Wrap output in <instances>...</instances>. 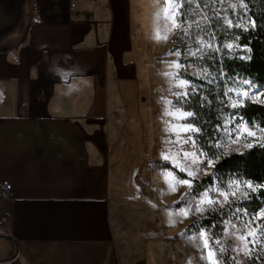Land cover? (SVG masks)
<instances>
[{"label":"crops","instance_id":"0c3cea01","mask_svg":"<svg viewBox=\"0 0 264 264\" xmlns=\"http://www.w3.org/2000/svg\"><path fill=\"white\" fill-rule=\"evenodd\" d=\"M75 1L0 0V264H149L133 1Z\"/></svg>","mask_w":264,"mask_h":264},{"label":"trees","instance_id":"16d2710c","mask_svg":"<svg viewBox=\"0 0 264 264\" xmlns=\"http://www.w3.org/2000/svg\"><path fill=\"white\" fill-rule=\"evenodd\" d=\"M176 18L182 27L171 35L172 48L180 52L179 75L188 81L181 106L194 113L186 121L200 129L194 133L196 146L213 159L212 171L194 178L192 191L198 193L213 182L232 188L234 180L243 191L188 222L181 233L206 229L218 235L227 219L251 217L264 202V139L245 137L232 143L234 135H229L241 121L264 128V102L241 98L238 92L245 80L264 86V0H192ZM247 181L255 192L244 186ZM249 262L264 264V239Z\"/></svg>","mask_w":264,"mask_h":264},{"label":"rangeland","instance_id":"374dc122","mask_svg":"<svg viewBox=\"0 0 264 264\" xmlns=\"http://www.w3.org/2000/svg\"><path fill=\"white\" fill-rule=\"evenodd\" d=\"M133 1V28L135 40L138 48V58L140 60V111L145 149L140 161L138 170V180L143 188L141 194L142 204L138 208V217L131 221L140 225V232L144 238L146 252H149V264H209L206 257L208 250L203 248V239L200 232L207 233L210 248L215 252L213 259L216 264H250L249 257L255 246L264 239V219H257L264 214V202L261 207L250 217L239 219H227L221 232L213 234L206 229H200L191 233L182 234L181 230L191 220L204 215L207 211L226 205L227 202L217 193H209L213 200L218 199L219 203L211 207L203 205V212H196L195 208L201 199L197 193L191 192L187 197V202L182 201L181 197L189 192L187 185L176 184V190L172 191L170 184L165 176L168 172H173L176 180L188 179L186 173L180 172L170 161L162 159L164 155H177L185 167H190L192 171L197 172L198 178L212 171L213 159L195 144L177 142V138L195 140L193 132H181V127L192 125L182 116L188 113L181 106V100L178 95L187 93L188 81L179 75L182 67L180 62V52L173 49L171 35L175 29H172V21L161 19L162 10L168 7V0H132ZM179 5V1L175 0ZM229 5L234 7V2ZM176 9L173 8L172 11ZM177 19V18H176ZM231 21L230 18H227ZM169 29H172L169 31ZM157 34L166 36V39H157ZM178 63L180 68L173 65ZM186 84L181 87L180 82ZM245 86L238 88L241 98H251L264 102V86L257 83H251L245 80ZM247 93V95H245ZM169 113H174L170 115ZM241 121L237 125L243 126ZM236 125V126H237ZM175 127L176 131H169ZM250 130L256 131L259 127L247 123ZM230 130V129H228ZM246 136H242L239 142H242ZM235 139V136L232 137ZM195 153L199 158L198 162L193 164L192 159H184L183 153ZM209 161V163H205ZM170 163V166L165 165ZM193 183V180H192ZM218 186L221 191L229 193V201L234 196L242 194V188L236 187L224 189L213 182L199 193L207 191L210 187ZM191 209L187 216L180 215L183 211ZM131 224V225H132ZM129 226V231H132ZM255 230V236H247V242L238 239L240 236H246L247 233ZM131 233V232H130ZM137 234V233H136ZM192 237H198L193 240ZM131 242V237H129ZM215 241H219L216 244ZM254 241V242H253ZM247 247L245 248V245ZM200 245V247H197ZM224 251L220 252L219 249Z\"/></svg>","mask_w":264,"mask_h":264},{"label":"snow or ice","instance_id":"6c2138e0","mask_svg":"<svg viewBox=\"0 0 264 264\" xmlns=\"http://www.w3.org/2000/svg\"><path fill=\"white\" fill-rule=\"evenodd\" d=\"M163 2V0H162ZM184 3H187L189 5H191L192 3V0H182V3L180 5H177L175 3V0H168V7L164 8L162 10V16H161V19L163 20H171L172 21V29H179L181 28L182 26L177 22V19L176 17L179 16V13H180V8L183 6ZM175 8L176 10L175 11H172V9ZM172 29H169V31H171ZM157 39H166L167 37L166 36H161L159 34H157L156 36ZM174 67H176L177 69L180 68V65L178 63H175L173 65ZM186 84L185 81H181L180 82V86L183 87L184 85ZM188 95V93H181L178 95V99L179 98H182L183 96H186ZM245 95H247V93H245ZM238 105H233V107H237ZM170 115H174V113H169ZM194 113H191V112H188V113H183L182 116L184 118H187V117H191L193 116ZM243 126L241 125H237L235 126L233 129H232V132L229 133V135H234L235 136V139L232 140V143H239L240 141V138L242 136H246V137H256L257 139H264V136H261V137H257V132L256 131H253V130H250L248 127H247V123L246 122H242ZM177 129L175 127L169 129V131H176ZM179 131L181 132H193V133H198L200 131L199 128H196V127H193L192 125H187V126H184V127H181L179 129ZM259 132L264 134V128H259ZM177 142H182L184 144H188V143H192V144H195L196 141L193 140L191 137H189L188 139H183L181 137H178L177 138ZM247 148H252L253 147V144H247L246 145ZM183 156H184V159L187 160V159H192V163L195 164L198 162L199 158L196 157V154L195 153H188V152H184L183 153ZM162 159L164 160H167V161H170L172 163V165L179 169L180 172H183V173H186L188 179H183V180H176L175 179V175L173 172H168L165 176V179L166 181L169 182L170 184V187H171V190L172 191H175L176 190V187L175 185L176 184H184V185H187L188 189H189V192L185 194V196L181 197V200L182 201H186L187 202V197L191 194L192 190H193V183H192V180L194 178H196L197 176V172L195 171H192L190 169V167H185L180 159L178 158L177 155H173V156H168V155H164L162 157ZM205 163H209V161H205ZM233 185H235L236 189L239 190L240 187H241V182L239 180H234L232 181V183L229 185V187H232ZM244 186L251 189L253 192H255L257 190L256 187L253 186L252 182L251 181H247L244 183ZM217 193L219 194L220 197L223 198V200L225 202H230L229 201V193L227 192H224V191H221L219 189L218 186H213V187H210L207 191L203 192V193H197L198 195L201 196V199L199 200L196 208H195V211L196 212H203L205 209L203 207V205H208L209 207H211L213 204L215 203H219V200L216 199V200H213L211 198V196L209 195V193ZM232 196H235V192H232L231 193ZM245 197H247V193H244ZM191 211V209H188L186 211H183L182 213H180V215H184V216H187L189 214V212ZM257 219H264V214H261L260 216L257 217ZM247 236H255V230H253L252 232H249L247 233L246 236H240L238 237V239L242 240V241H246L247 242ZM199 238H202L203 239V248L207 249L208 250V253H207V256L206 257H201L202 259H208L209 261V264H216V261L213 259L214 255H215V252L210 248L209 246V240L207 238V233H205L203 230L200 232V237ZM193 240H196L198 239V237H192ZM254 242V241H253ZM216 244H219V241H215ZM197 247H200V245H197ZM247 247V244L245 245V248ZM220 252H223L224 249L223 248H220L219 249ZM189 264H191V262L189 261Z\"/></svg>","mask_w":264,"mask_h":264},{"label":"built area","instance_id":"2783aa9c","mask_svg":"<svg viewBox=\"0 0 264 264\" xmlns=\"http://www.w3.org/2000/svg\"><path fill=\"white\" fill-rule=\"evenodd\" d=\"M70 7L75 9L78 12L82 11V9L77 6L75 0H71ZM0 187H1V189H0V198L10 197V195H11L10 194V183L6 179L0 180ZM4 221H5V218L3 217L0 220V223H2Z\"/></svg>","mask_w":264,"mask_h":264}]
</instances>
